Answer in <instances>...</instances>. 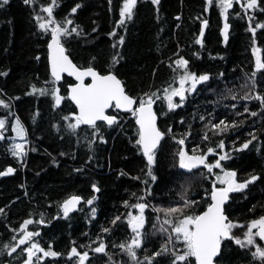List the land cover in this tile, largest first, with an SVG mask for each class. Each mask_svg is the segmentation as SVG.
<instances>
[{"label": "trees", "instance_id": "16d2710c", "mask_svg": "<svg viewBox=\"0 0 264 264\" xmlns=\"http://www.w3.org/2000/svg\"><path fill=\"white\" fill-rule=\"evenodd\" d=\"M49 2L50 0H36V6L32 8L26 6L23 0H9L8 5L0 8V73H6L0 75V89L6 93L0 98H18L9 101L14 116H8L7 110L0 108V117L11 121L18 116L30 141L27 147L35 148V151L27 152L22 164L18 162L8 151L13 136L8 123L4 131L5 139H0V171L7 167L16 171L10 177H0V207L5 208V213L0 214V243L9 238L5 224L18 226L19 222L29 217V213H34L33 219H39V214L43 213L46 223L30 225L29 230L39 227L42 246L47 248L51 242L52 249L62 253L61 257L46 258L47 264H66V253L73 246V241L78 250H84L79 248L80 244H85L89 239L95 240L102 226L112 228V218L126 214L122 202H135L131 194L141 193L144 185L140 181L144 179L142 169H145V162L134 146L136 125L130 113L120 114L119 126L107 134L106 143L97 142L93 152L89 151L83 140L78 143L76 137L65 134L62 128L58 132L52 127L53 123L62 125L61 115L74 106L65 99L60 107L54 109L50 96L32 93L30 88L31 85L37 88L47 87L44 82L50 80L47 39L33 20V11ZM120 3L121 0H112L111 4L109 0H56L53 14L57 20L67 16L83 29L85 35L74 38L69 45L75 63L88 66L89 61L95 57V66L104 72L109 67L111 56L119 51L123 57L116 66L119 78L125 82L126 90L132 95L155 91L172 82L174 74L168 66L169 61L181 55L189 61L192 71L212 75L209 87L217 93L225 85L238 87L245 82V74H250L255 64L253 40L256 41L255 47L261 50L258 55L264 59V29L257 30L253 36L247 31L246 20L230 17L229 39L223 42L219 32L222 21L218 10L212 5L209 12L205 13L204 0H159L158 5H153L151 0H137L133 19L126 21L123 27L115 24L119 19ZM77 4L81 7L76 13H70V9ZM236 7L239 10V6ZM196 17L209 19L202 45L195 43V38L199 35V20ZM258 19L264 20V16H259ZM94 28L95 32L92 31ZM113 28L116 29V34L110 37L108 34ZM120 36H124V42L117 44L114 49L113 44ZM221 72L225 79L217 87L215 77ZM257 78L264 80L259 75ZM69 83L73 81L67 77H63L60 82L61 95L64 97ZM198 88L200 90L189 97L186 105L177 109L175 115L159 117L158 126L166 131L169 124L184 116L187 121L185 126L181 128L177 125L174 132L180 134L187 129L188 124H192L193 139L199 143L196 134L202 132V122L197 113L209 112L213 113L214 118L218 119L222 115L229 120L247 117L244 125L237 131L212 138L213 144L219 139L227 140L226 147L231 149L233 141L238 146L245 139H250L249 132L256 130L258 139L248 149L233 153L232 158L224 162L237 171L239 180L253 174L260 177L245 190L230 194L228 212L231 218L246 223L264 215V117L259 113L256 117H251L248 113L236 117L233 111H224V105L234 102L229 99L222 101L220 107L213 112L210 101L216 100L217 96L207 88ZM258 88L264 91V84L258 85ZM158 108L159 104L154 106V109ZM249 108L256 110L258 103L249 102ZM81 135L83 136V126ZM177 147L170 138L165 139L163 148L158 153L155 172L161 179L155 185L157 202L161 197L165 201L169 199V189H174L172 196L179 190L180 181L169 182L174 171L173 153ZM187 150L191 152V142ZM62 152L67 155H60ZM89 155L93 157L91 160H88ZM138 176L139 180L134 179ZM93 183L99 188L98 192L92 190ZM204 186L210 190V183L205 182ZM195 187L199 190L198 183ZM71 195L81 196L82 203L77 211L65 217L59 210V204ZM93 196L96 197L93 205H88L86 201ZM201 197L202 190L196 198ZM92 207L97 210L95 217L91 216ZM146 227L151 229V223ZM244 230L241 229L236 234L242 235ZM84 233L88 235L85 236ZM127 234L126 224L121 223L119 228L105 236L107 253L113 256L114 261L128 260L126 255L111 247L112 242H119ZM149 240L151 242L145 247L150 251L153 243L156 247L159 246L157 237L150 236ZM259 243L264 245V242ZM144 254L143 251L139 252L141 258ZM108 255L90 253L91 264H105ZM159 264H168V259L161 258ZM223 264L259 262L253 261L246 249L226 242Z\"/></svg>", "mask_w": 264, "mask_h": 264}, {"label": "snow or ice", "instance_id": "6c2138e0", "mask_svg": "<svg viewBox=\"0 0 264 264\" xmlns=\"http://www.w3.org/2000/svg\"><path fill=\"white\" fill-rule=\"evenodd\" d=\"M151 2L153 5L159 4V0H151ZM8 3L9 0H0V8ZM23 3L32 8L36 6V0H23ZM109 3L111 4L112 0H109ZM136 4L137 0H121L119 19L115 21L118 27L125 26L126 21L133 19ZM212 5L218 10L222 21L219 32L223 42L229 39L230 17L246 20L247 31L253 36L257 30L264 29V20L258 19L259 16H264V0H204V12H209ZM236 5L239 6V10ZM55 6L56 0H50L49 3L41 4L38 10L33 11L36 27L47 39L50 80L44 82L47 87L37 88L31 85V92L50 96L54 109L60 107L65 99L74 105L67 113L61 115L62 125L53 123L52 127L58 132L62 128L65 134L76 137L78 143L83 140L90 152L95 150L97 142L100 144L107 142V134L120 124L121 113H130L136 125L134 146L145 162V169H142L144 179L140 181L144 185L141 193L131 194L135 202L129 200L122 202L126 214L113 217L110 221L112 228L102 226L95 240L89 239L85 244H80L79 248L84 250H78L73 241V246L66 253V264H73V261L74 264H91L90 253L108 255L105 236L119 228L121 223L126 224L128 234L119 242H112L111 247L126 255L128 260L114 261L113 256L108 255L105 264H159L161 258H167L168 264H223L226 242L240 249H246L253 261L264 264V245L259 243L264 242V215L241 223L231 218L228 212L230 194L245 190L260 177L253 174L244 180H239L237 171L224 163L232 158L233 153L248 149L249 145L258 139L256 130L249 132L250 139H245L238 146L233 141L231 149L226 147L225 139L212 143L213 137H223L237 131L244 125L247 117L229 120L222 115L218 119L214 118L213 113L209 112L197 113L199 121L202 122V132L196 134L199 143L193 139L192 124H188L187 129L180 134L174 132L177 125L181 128L185 126L187 121L184 116H180L179 121L169 124L166 131L158 126L159 117L167 118L170 114L175 115L176 110L185 106L189 97L200 90L198 86L207 88L217 96L216 100L210 101L213 112L220 107L222 101L229 99L234 102L224 105V111L231 110L236 117H242L244 113H248L251 117H256L259 113L264 117V91L258 88V85L264 84V80L257 78L258 75L264 77V59L258 55L261 50L255 47L256 41L253 40L252 48L255 57L254 67L250 74H245V82L238 87L225 85L217 93L209 87L213 79L212 75L207 72L192 71L189 61L181 55L169 61L168 66L174 74L172 82L155 91L149 90L132 95L126 90L125 82L119 78L116 66L123 58L119 51L111 56L109 67L104 72L95 66V57L89 61L88 66L74 62L75 58L69 45L74 38L85 34L83 29L69 17L57 20L53 14ZM80 7V4L75 5L70 9V13H76ZM196 19L199 20V35L196 36L195 43L202 45L201 38L204 36L209 19L200 17ZM92 31L95 32L96 29ZM115 34L116 29L113 28L108 35L111 37ZM123 42L124 36H120L113 44V48ZM63 73H67L75 80L74 83L67 85L66 97L61 95L60 88ZM215 79L219 87V82L225 79L224 73H219ZM3 95L6 93L0 89V96ZM175 98H178V102ZM14 99L18 98L9 97L8 100L0 98V108L7 110L8 116H14L11 111L12 105L9 103ZM249 102L258 103V108L251 110ZM157 104L159 108L154 109ZM8 123L14 134L8 151L22 164L27 152L35 151V148L27 147L30 141L27 139L25 126L18 116L11 121L0 117V139H5L4 131ZM169 138L178 146L173 153L174 171L169 177V182L180 181L179 190L175 192V196H172L174 189H169L167 193L169 199L165 201L161 197L157 202L155 185L160 183L161 178L156 174L155 166L163 142ZM190 142L191 152L187 150ZM60 155L67 153L62 152ZM92 158V155L88 156V160ZM15 171L14 168L7 167L0 171V177ZM134 179L139 180L140 177ZM205 182L210 183V190L204 186ZM197 183L199 190L195 187ZM91 187L94 192L99 191L95 183ZM200 190L203 191V197L197 199ZM81 199L79 195H71L59 204V210L67 217L76 209ZM95 199L96 197L93 196L86 203L93 205ZM96 211V208L92 207L91 216L95 217ZM4 213L5 208L0 207V214ZM33 215L34 213H29V217L19 222L18 226L5 224L9 238L0 243V257L6 256L8 259H0V264H42V262L47 264L46 258L61 257L62 253L53 250L51 242L47 248L42 246L39 227L29 230L30 225L46 223L43 213L39 214V219H33ZM148 223H151V229L146 227ZM241 229H245L242 235H237L236 232ZM84 235L88 234L84 233ZM150 236L159 239V246L156 247L153 243L151 251L145 247L151 242ZM140 251L145 253L142 258L139 255Z\"/></svg>", "mask_w": 264, "mask_h": 264}, {"label": "water", "instance_id": "95a60500", "mask_svg": "<svg viewBox=\"0 0 264 264\" xmlns=\"http://www.w3.org/2000/svg\"><path fill=\"white\" fill-rule=\"evenodd\" d=\"M201 39H202V38H201ZM47 65H48V50H47ZM48 70H49V66H48ZM63 77H67V78L71 79V80L73 81V83L75 82L74 78H73V77H69V76L67 75V73H63V74H62V79H63ZM86 79H87V78H86ZM61 81H62V80H61ZM61 81H60V82H61ZM69 102H70V101H69ZM70 103H71V102H70ZM73 106H74V105H73ZM12 174H13V173H11V174H9V175H6V176H2V177H10V176H12ZM81 203H82V199H81L80 203L77 205L76 209H74V210H73L72 212H70L69 214H71V213L77 211V210L79 209Z\"/></svg>", "mask_w": 264, "mask_h": 264}, {"label": "rangeland", "instance_id": "374dc122", "mask_svg": "<svg viewBox=\"0 0 264 264\" xmlns=\"http://www.w3.org/2000/svg\"><path fill=\"white\" fill-rule=\"evenodd\" d=\"M176 100H177V102H178V98H175ZM14 135V134H13ZM253 231H255V229H253Z\"/></svg>", "mask_w": 264, "mask_h": 264}]
</instances>
